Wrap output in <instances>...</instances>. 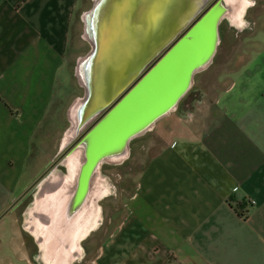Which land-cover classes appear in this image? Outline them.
Returning <instances> with one entry per match:
<instances>
[{"label":"crops","instance_id":"obj_1","mask_svg":"<svg viewBox=\"0 0 264 264\" xmlns=\"http://www.w3.org/2000/svg\"><path fill=\"white\" fill-rule=\"evenodd\" d=\"M199 1L143 60L134 55V47L114 55L116 46H127L126 35L133 30L134 24L124 19L117 23L120 35L101 36L79 56L73 74L82 92L66 106L68 124L54 152L63 149L64 172L51 188L36 194L32 189L22 209V198L40 169L30 158L34 132L56 83L66 77L64 59L77 0H0V249L27 264H264V0ZM162 4L148 0L142 13ZM223 20L239 30L255 26L254 37L247 39L254 46L229 69L228 83L216 88L206 120L196 118L187 129L176 126L168 137L167 122L182 119L171 115L180 108L193 76L214 63ZM169 46L174 50L166 56ZM89 52L79 72L78 61ZM77 98L74 133L64 143ZM156 129L165 132L163 142L137 170L132 190L111 212L92 256L83 261L80 242L98 227V200L106 195L101 166L128 158L131 141ZM69 154L77 160L71 174ZM90 176L103 194L91 200L93 211L76 221L85 219L78 230L85 235L74 249L59 240L55 248L65 252L64 259L46 260L42 237L35 231L49 230L51 222L38 204L47 205L60 194L58 225L65 227L86 196ZM237 203L245 216L238 213ZM24 226L38 239V258L21 256Z\"/></svg>","mask_w":264,"mask_h":264},{"label":"rangeland","instance_id":"obj_2","mask_svg":"<svg viewBox=\"0 0 264 264\" xmlns=\"http://www.w3.org/2000/svg\"><path fill=\"white\" fill-rule=\"evenodd\" d=\"M92 3V0H77L76 7L74 8L64 59L66 77L64 81L61 82L60 79V82L56 83L55 95L48 106L44 119L34 132L31 141L30 158L32 161L34 160L35 167L39 166L40 169L35 173L34 178L27 187V192L22 198V202L20 203L22 209L26 206L32 189H34V194H36L43 189L51 188L54 184V179L58 178L61 172H64V167L62 166L63 149L57 153L54 152L58 146L62 130L68 124L66 106L74 96L82 92V88L77 83L76 77L73 74V67L79 56L84 55L91 46V42L85 35L87 30L82 13L88 10ZM190 25L191 21L183 27L180 34L173 38L177 39L185 32L186 27ZM255 30V26H247L239 30L227 24L225 20L221 22L219 33L222 35V41L217 45L218 52H216L214 63L201 76H198V74L193 76L192 86L188 90L180 108L176 110L175 114L172 112L174 115H171L173 116L171 119H175L176 116L182 119L178 123L174 121L167 122L168 137L170 133L172 135L176 126L187 129L196 118L198 120L201 118L202 120H206L209 103L212 100V95L217 91L216 88L228 83L229 69L234 67L235 62L245 56L250 48L254 46V43L248 42L247 39L254 37ZM242 52L243 54L240 55ZM228 56H232V58L229 59ZM104 111L105 109L102 112ZM198 115H200L199 118L197 117ZM164 136H166L165 132L160 133L157 129L145 133L131 141V154L128 158L119 163L107 162L101 166L100 177L106 195L98 200V227L87 233L80 242L82 250H80L79 257L82 256L81 259L83 261L88 260L92 256L102 231H104L105 227L109 224V220H111V212L119 208L123 198L132 190L134 175L147 156L163 142ZM74 142L75 140H72L68 145L74 144ZM39 216L41 220H45V217ZM23 217L24 214L22 215ZM22 231V237L26 242L21 251L22 258H38V239L30 236L25 226L22 228ZM17 257V255H14V252L5 247L0 249V264H9V261H12L13 264H27L24 261H19ZM34 263L36 262L34 261Z\"/></svg>","mask_w":264,"mask_h":264},{"label":"bare ground","instance_id":"obj_3","mask_svg":"<svg viewBox=\"0 0 264 264\" xmlns=\"http://www.w3.org/2000/svg\"><path fill=\"white\" fill-rule=\"evenodd\" d=\"M92 1L93 3L91 7L82 13V18L87 30L85 35L88 37L89 41H91V44L96 45L98 39L102 36V31L109 30L111 26L113 27L114 35L118 26L117 23H120V20L124 19V22L130 21L134 24L133 30H131L128 35L125 34L126 31L122 33V35L128 36L127 46L124 48H122V46H116L115 51L117 54L114 55L119 56L121 55V52L126 51V49L130 47H134V55L140 57L143 56L141 60L150 56V54L157 49L158 45L163 44L176 27L179 26L181 22L183 23L186 21L195 6H197V3H195L196 0H162L163 4L160 7H157V9L150 10L149 13H142V7L145 3L147 4L148 0ZM122 35L120 36V39H122ZM130 40H132L131 43ZM117 44L118 42L116 45ZM90 54L91 52H89L87 56L79 59L78 71L86 67V62ZM79 103L80 100L77 98L74 100L71 107L73 115V117H71L72 128H68L64 132V143L69 140L74 133V127L76 126L74 112L78 108ZM75 161L77 160L72 154H69L66 158V166L69 174H71L73 170ZM68 179L69 177L67 174L65 177V183H69V181H67ZM98 188L96 178L90 176L86 196L80 205L79 212L76 211L74 217L71 218L70 221H66L67 224L63 228L58 225V221L61 217L59 210L62 205L60 194L55 199L49 200L47 205H43L42 202L38 204L41 209L49 214L51 222V228L49 227V230H46V228H38V230H36L37 232L35 231V233L42 237L43 242L41 246L44 248V258L46 260L52 259L54 261H60L61 259H64L65 252L55 248L56 243L59 240L67 244L69 249L76 248V241L86 233L83 229L78 232L85 219L81 224L76 223V221L78 222L79 220H82V215H87L91 209L93 211L94 207L92 208L90 206L91 200H94L103 194L102 191L99 192ZM64 218H66L65 214ZM92 223H94V221Z\"/></svg>","mask_w":264,"mask_h":264},{"label":"water","instance_id":"obj_4","mask_svg":"<svg viewBox=\"0 0 264 264\" xmlns=\"http://www.w3.org/2000/svg\"><path fill=\"white\" fill-rule=\"evenodd\" d=\"M120 28H121L120 26H117V28H116V32H115V34L113 35V32H114V31H113V27L111 26V27L109 28V30L102 31V36L105 37V38H106V36L117 37L118 35H120V33H119V32H120ZM101 44H102V43H101ZM178 49H179V48H178ZM171 50H174V49H173L172 47L170 48V46H169L168 50L166 51L167 53L165 52V53H166V56L169 55V52H171ZM159 63H160V62L157 61V63H156L155 65L153 64V65L151 66V69L148 70V73H150V72H151L156 66H158ZM172 69H173V68H171V69L169 68L168 71H172ZM146 74H147V73H146Z\"/></svg>","mask_w":264,"mask_h":264},{"label":"trees","instance_id":"obj_5","mask_svg":"<svg viewBox=\"0 0 264 264\" xmlns=\"http://www.w3.org/2000/svg\"><path fill=\"white\" fill-rule=\"evenodd\" d=\"M239 206H242V204H241V203H237V210H238V213H239L240 215H242V216H245L244 212L238 209Z\"/></svg>","mask_w":264,"mask_h":264}]
</instances>
